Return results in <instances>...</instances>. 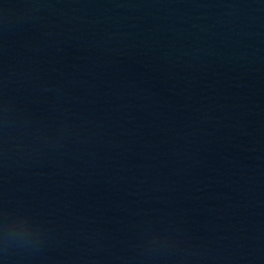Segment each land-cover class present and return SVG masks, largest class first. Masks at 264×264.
<instances>
[{"label":"water","instance_id":"water-1","mask_svg":"<svg viewBox=\"0 0 264 264\" xmlns=\"http://www.w3.org/2000/svg\"><path fill=\"white\" fill-rule=\"evenodd\" d=\"M0 264H264V0H0Z\"/></svg>","mask_w":264,"mask_h":264}]
</instances>
